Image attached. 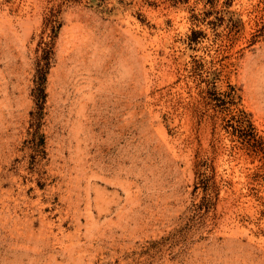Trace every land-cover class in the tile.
<instances>
[{"label":"rangeland","instance_id":"1","mask_svg":"<svg viewBox=\"0 0 264 264\" xmlns=\"http://www.w3.org/2000/svg\"><path fill=\"white\" fill-rule=\"evenodd\" d=\"M0 264H264V0H0Z\"/></svg>","mask_w":264,"mask_h":264},{"label":"trees","instance_id":"2","mask_svg":"<svg viewBox=\"0 0 264 264\" xmlns=\"http://www.w3.org/2000/svg\"><path fill=\"white\" fill-rule=\"evenodd\" d=\"M53 32H56V29L53 28ZM40 76H42V75H40ZM40 76H39V79H38V80H39V82H38L39 84H40V82H41V81H40ZM37 89H38V91H39V92L41 93V95H42V93H43L42 88H37ZM37 97H38V96H37ZM37 100H41V96H39V99H37ZM245 116H246V115H245ZM241 122L244 123V121H242V120H241ZM247 123L250 124V122H248V121H247Z\"/></svg>","mask_w":264,"mask_h":264}]
</instances>
